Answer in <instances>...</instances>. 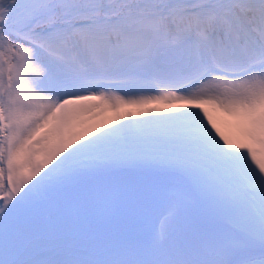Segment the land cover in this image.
I'll return each mask as SVG.
<instances>
[{
  "label": "snow or ice",
  "instance_id": "snow-or-ice-1",
  "mask_svg": "<svg viewBox=\"0 0 264 264\" xmlns=\"http://www.w3.org/2000/svg\"><path fill=\"white\" fill-rule=\"evenodd\" d=\"M0 264H264V0H0Z\"/></svg>",
  "mask_w": 264,
  "mask_h": 264
}]
</instances>
